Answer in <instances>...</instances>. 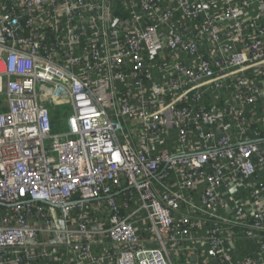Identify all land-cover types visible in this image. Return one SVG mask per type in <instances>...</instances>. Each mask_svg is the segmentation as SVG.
Listing matches in <instances>:
<instances>
[{
    "label": "built area",
    "instance_id": "1",
    "mask_svg": "<svg viewBox=\"0 0 264 264\" xmlns=\"http://www.w3.org/2000/svg\"><path fill=\"white\" fill-rule=\"evenodd\" d=\"M187 255L264 264V0H0V264Z\"/></svg>",
    "mask_w": 264,
    "mask_h": 264
},
{
    "label": "rangeland",
    "instance_id": "2",
    "mask_svg": "<svg viewBox=\"0 0 264 264\" xmlns=\"http://www.w3.org/2000/svg\"><path fill=\"white\" fill-rule=\"evenodd\" d=\"M50 109V107H49ZM52 119L55 115H58V120H56V124L52 125L51 123V134L55 135V134H62V133H67L68 131H70L69 128V118L71 117V112L69 110V108H58L56 112H52ZM56 119V118H55ZM46 145H49L50 142H45ZM185 259V257L183 256V258H179L177 256H173L172 261L174 264H183V260Z\"/></svg>",
    "mask_w": 264,
    "mask_h": 264
},
{
    "label": "crops",
    "instance_id": "3",
    "mask_svg": "<svg viewBox=\"0 0 264 264\" xmlns=\"http://www.w3.org/2000/svg\"><path fill=\"white\" fill-rule=\"evenodd\" d=\"M235 246L238 248H245L247 245L245 243H235ZM184 257H187L188 259H191L192 258V255H187V256H184ZM183 264H186L185 261L183 260Z\"/></svg>",
    "mask_w": 264,
    "mask_h": 264
},
{
    "label": "trees",
    "instance_id": "4",
    "mask_svg": "<svg viewBox=\"0 0 264 264\" xmlns=\"http://www.w3.org/2000/svg\"><path fill=\"white\" fill-rule=\"evenodd\" d=\"M53 116V115H52ZM56 118V119H55ZM56 120H58V115H55L54 117H53V119H52V117H51V123H52V125H55L56 124Z\"/></svg>",
    "mask_w": 264,
    "mask_h": 264
}]
</instances>
